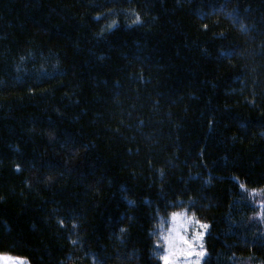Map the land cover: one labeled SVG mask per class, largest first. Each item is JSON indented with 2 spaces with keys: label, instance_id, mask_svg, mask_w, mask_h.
<instances>
[{
  "label": "trees",
  "instance_id": "obj_1",
  "mask_svg": "<svg viewBox=\"0 0 264 264\" xmlns=\"http://www.w3.org/2000/svg\"><path fill=\"white\" fill-rule=\"evenodd\" d=\"M183 209L264 264V0H0V253L165 264Z\"/></svg>",
  "mask_w": 264,
  "mask_h": 264
},
{
  "label": "rangeland",
  "instance_id": "obj_2",
  "mask_svg": "<svg viewBox=\"0 0 264 264\" xmlns=\"http://www.w3.org/2000/svg\"><path fill=\"white\" fill-rule=\"evenodd\" d=\"M174 214H179L177 221H173L172 219ZM174 214L168 219L167 224H162V228L164 229L161 231L165 241L169 242L168 239H165L166 237L172 238L173 250L172 254L167 256L168 264H202L203 258L207 254L204 244L209 231L208 222L198 219L195 215L184 209ZM204 225L207 227H202ZM174 228L189 241L188 244L176 238V231H173ZM197 237L202 238L197 239ZM0 264H29V262L24 258L0 253Z\"/></svg>",
  "mask_w": 264,
  "mask_h": 264
},
{
  "label": "snow or ice",
  "instance_id": "obj_3",
  "mask_svg": "<svg viewBox=\"0 0 264 264\" xmlns=\"http://www.w3.org/2000/svg\"><path fill=\"white\" fill-rule=\"evenodd\" d=\"M178 217H179V214H174L172 219L173 221H177L178 220ZM202 227H207L206 225L202 226ZM173 231H176V238H178L180 241H183L185 244H188L189 241L185 239V237L183 235L180 234L179 231H177L175 228L173 229ZM202 237H197V239H201ZM165 239H168L169 240V248L171 249L172 247V238L170 237H166ZM189 246L191 247V245L189 244ZM7 259V258H5ZM164 260H165V264H168V257H164Z\"/></svg>",
  "mask_w": 264,
  "mask_h": 264
}]
</instances>
